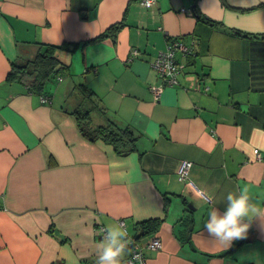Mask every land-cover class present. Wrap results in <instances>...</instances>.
Returning <instances> with one entry per match:
<instances>
[{"label": "crops", "instance_id": "obj_1", "mask_svg": "<svg viewBox=\"0 0 264 264\" xmlns=\"http://www.w3.org/2000/svg\"><path fill=\"white\" fill-rule=\"evenodd\" d=\"M141 1L0 0V264H96L101 228L121 222L137 264H264V220L228 248L203 227L228 192L264 209V0ZM194 6L220 24L197 23ZM174 40L189 52L175 51L182 69L162 85L153 62ZM60 43L73 49L58 53L70 74L57 88L6 81L12 62ZM80 82L104 111L92 124L128 126L133 149L81 134Z\"/></svg>", "mask_w": 264, "mask_h": 264}, {"label": "trees", "instance_id": "obj_2", "mask_svg": "<svg viewBox=\"0 0 264 264\" xmlns=\"http://www.w3.org/2000/svg\"><path fill=\"white\" fill-rule=\"evenodd\" d=\"M190 14L196 18L197 23L204 22L210 26L220 24V22H215L209 17H206L197 6L193 7ZM115 29L116 27L114 28V26L109 27L101 35L95 37L94 40L112 35ZM232 31L237 34L241 32L237 29H233ZM260 37H264V34ZM40 45H38L36 54L33 57L27 58L22 62H12L11 68L6 76V81H19L34 92H41L49 80L58 77L64 72L70 74V62H68V58L58 53L61 52L60 50L71 51L73 46L60 43L46 44L42 48V45ZM185 63L192 65V59L187 56ZM75 89L79 94V100L70 113L74 114L77 127L81 134L90 141L101 139L111 144L119 153L133 149L136 134L132 129L128 126L121 127L113 120L108 119L106 123L93 125L92 111L104 112L102 105L97 102L98 100L96 101L97 104L92 103L97 97L85 82H80V84L76 85ZM68 95L70 94L68 93ZM145 224L144 227H150L149 223Z\"/></svg>", "mask_w": 264, "mask_h": 264}, {"label": "clouds", "instance_id": "obj_3", "mask_svg": "<svg viewBox=\"0 0 264 264\" xmlns=\"http://www.w3.org/2000/svg\"><path fill=\"white\" fill-rule=\"evenodd\" d=\"M223 201L226 204L224 210L221 212L213 206L203 227L210 238L228 248L233 241L246 237L253 218L264 220V209L252 202L247 189L228 192ZM205 202L212 203L211 197H206ZM100 234L102 240L96 250V264H121L131 244L126 225L116 223L101 228ZM133 260L140 261V255L137 254Z\"/></svg>", "mask_w": 264, "mask_h": 264}, {"label": "built area", "instance_id": "obj_4", "mask_svg": "<svg viewBox=\"0 0 264 264\" xmlns=\"http://www.w3.org/2000/svg\"><path fill=\"white\" fill-rule=\"evenodd\" d=\"M141 2L144 6H150L151 4L154 3V0H142ZM176 50H179L184 54H187L189 52V49L181 41L175 40L170 42V44L166 48V51L158 54L155 61L153 62V67L156 73L159 75L162 85L175 84L177 74L182 69V65L178 63L174 57V53ZM133 53L137 54L138 50H135ZM154 90H156V88H154ZM45 100H46L45 97H41V101H45ZM253 153L257 157H259L258 150L254 149ZM190 166L191 163L189 161L186 160L181 161L177 170L178 177L180 180H185L187 178L188 170ZM199 193L203 195L202 192ZM121 224L123 223L121 222ZM130 246L131 247L129 249L128 256L124 260L123 264H128L129 261H132V264L142 263L143 261L142 247L133 242L131 243ZM160 246L161 243L157 237L152 238L151 241L147 243V248L149 249H158L160 248ZM137 254H139L141 257L140 261L133 260V257H135Z\"/></svg>", "mask_w": 264, "mask_h": 264}, {"label": "rangeland", "instance_id": "obj_5", "mask_svg": "<svg viewBox=\"0 0 264 264\" xmlns=\"http://www.w3.org/2000/svg\"><path fill=\"white\" fill-rule=\"evenodd\" d=\"M56 80H51V81H49V82H47V89H49V88H52V89H54V88H57L58 86H56ZM61 89V90H60ZM59 90L60 91H58L59 92V94L62 92V88H61V85L59 86ZM65 97H66V93H65ZM70 99V98H69ZM71 100H72V102L71 103H69L70 104V107H72V105H73V103L75 102V98H74V96L73 97H71Z\"/></svg>", "mask_w": 264, "mask_h": 264}]
</instances>
